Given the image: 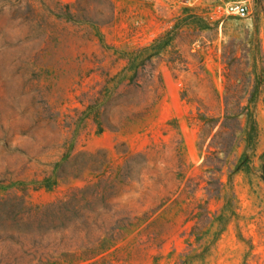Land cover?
<instances>
[{
	"label": "rangeland",
	"instance_id": "374dc122",
	"mask_svg": "<svg viewBox=\"0 0 264 264\" xmlns=\"http://www.w3.org/2000/svg\"><path fill=\"white\" fill-rule=\"evenodd\" d=\"M0 264H264V0H0Z\"/></svg>",
	"mask_w": 264,
	"mask_h": 264
},
{
	"label": "trees",
	"instance_id": "16d2710c",
	"mask_svg": "<svg viewBox=\"0 0 264 264\" xmlns=\"http://www.w3.org/2000/svg\"><path fill=\"white\" fill-rule=\"evenodd\" d=\"M244 115L246 118V127L250 126L254 128L253 116L250 113H231L225 111L222 120L221 118L210 119L204 115H200L199 120L201 122V131L202 134L201 146L200 149L204 150L203 161L200 164V169L202 174L198 176V182L194 183L192 186L193 180H188L186 186L182 189H178L173 193L172 196H176L172 202L177 203L180 198L184 200H190L188 205H194V209L191 211L187 221H193L195 227L193 230H196V227L200 224L202 219L207 218L208 210L206 207L196 204L194 202L195 194L199 190L201 183H204L202 187L204 194L207 196L208 200L218 198L221 195L222 190L224 189V183L221 180L222 170L227 162V155L233 148V143H229V138L233 137V131L228 129L227 122H232L237 125H240L239 117ZM218 126L217 131L211 136L212 131ZM208 140V143H206ZM222 156V158L220 157ZM230 178L228 183L230 184ZM207 205V203H206ZM195 210H198L199 213H195Z\"/></svg>",
	"mask_w": 264,
	"mask_h": 264
},
{
	"label": "built area",
	"instance_id": "2783aa9c",
	"mask_svg": "<svg viewBox=\"0 0 264 264\" xmlns=\"http://www.w3.org/2000/svg\"><path fill=\"white\" fill-rule=\"evenodd\" d=\"M226 13L230 16H235L240 19H244L248 16V8L243 3L232 2L227 5Z\"/></svg>",
	"mask_w": 264,
	"mask_h": 264
}]
</instances>
